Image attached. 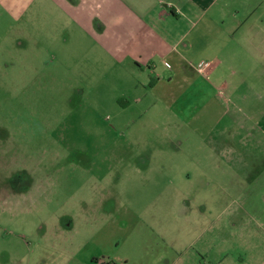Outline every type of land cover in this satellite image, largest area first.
<instances>
[{
    "label": "rangeland",
    "instance_id": "1",
    "mask_svg": "<svg viewBox=\"0 0 264 264\" xmlns=\"http://www.w3.org/2000/svg\"><path fill=\"white\" fill-rule=\"evenodd\" d=\"M252 12L248 33L260 37L238 42L215 77L235 94L218 90L191 121L193 106L124 104L90 42L60 62L57 42L31 40L29 25L0 8V264L122 263L204 210L231 251L239 219L255 230L241 191L258 194L240 204L264 225V179L239 167L264 163V0Z\"/></svg>",
    "mask_w": 264,
    "mask_h": 264
},
{
    "label": "crops",
    "instance_id": "2",
    "mask_svg": "<svg viewBox=\"0 0 264 264\" xmlns=\"http://www.w3.org/2000/svg\"><path fill=\"white\" fill-rule=\"evenodd\" d=\"M256 2L0 0V8L16 22L25 21L29 25L31 40L57 42L60 51L53 52L60 56V62L62 56L76 57L77 51H82L83 42H90L94 59L101 63L98 67L122 85L119 99H124V104H139L151 99L154 104H171L177 109L183 105L188 109L193 106L192 111L184 110V113H189L188 119L193 121L199 110H205V106L210 104L218 90H222L224 95L235 94L231 93L228 83H221L222 79L215 77L223 63L222 58L237 59L238 42L255 41L260 37L255 33L256 28L252 33L247 29V24H254L251 17ZM69 50L74 52H67ZM203 61L210 62L205 74L197 70V65ZM210 77H214L217 84L212 85L205 79ZM175 79L187 84L181 94L172 91L171 84ZM162 89L169 90L164 92ZM243 165H249L256 171L253 177L256 183L261 175L264 179V163H239V167ZM197 181L205 183V179ZM258 197L253 192H239V211L245 214L243 217H252L255 230L245 231L251 233L249 239L252 240L249 241L245 237L243 221L239 219V237L235 240L236 245L239 241V246L231 251L226 246L222 225L208 223L204 210L197 215V224L189 222L186 227L163 230L161 242L134 245L122 263L118 260L114 263L264 264V254L259 251L264 249L263 246L260 248L264 245L261 217L250 214L240 204L244 200L255 201ZM202 207L204 209L205 205Z\"/></svg>",
    "mask_w": 264,
    "mask_h": 264
},
{
    "label": "built area",
    "instance_id": "3",
    "mask_svg": "<svg viewBox=\"0 0 264 264\" xmlns=\"http://www.w3.org/2000/svg\"><path fill=\"white\" fill-rule=\"evenodd\" d=\"M208 66L209 64L207 62H201L200 64L197 65V70L198 72L202 73Z\"/></svg>",
    "mask_w": 264,
    "mask_h": 264
},
{
    "label": "trees",
    "instance_id": "4",
    "mask_svg": "<svg viewBox=\"0 0 264 264\" xmlns=\"http://www.w3.org/2000/svg\"><path fill=\"white\" fill-rule=\"evenodd\" d=\"M97 262H98V261H97ZM101 264H104V263H101ZM105 264H107V263H105ZM110 264H115V263L111 262Z\"/></svg>",
    "mask_w": 264,
    "mask_h": 264
},
{
    "label": "flooded vegetation",
    "instance_id": "5",
    "mask_svg": "<svg viewBox=\"0 0 264 264\" xmlns=\"http://www.w3.org/2000/svg\"><path fill=\"white\" fill-rule=\"evenodd\" d=\"M95 263H97V264H98L97 260L95 261Z\"/></svg>",
    "mask_w": 264,
    "mask_h": 264
}]
</instances>
